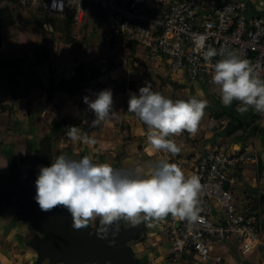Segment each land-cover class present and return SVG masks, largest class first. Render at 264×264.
Wrapping results in <instances>:
<instances>
[{
    "label": "built area",
    "instance_id": "built-area-1",
    "mask_svg": "<svg viewBox=\"0 0 264 264\" xmlns=\"http://www.w3.org/2000/svg\"><path fill=\"white\" fill-rule=\"evenodd\" d=\"M18 6L60 17L70 13L75 24L84 23L88 10L96 7L110 25L116 45L127 50L132 41L141 42L150 58L162 60L173 79L185 74L192 81L203 77L211 84L212 65L222 57L205 63L202 51L209 46L235 50L259 65L264 78V15L256 0H20ZM263 124L264 118L256 113L247 129L258 130ZM235 133L244 136L246 129ZM168 160L186 175H199L202 190L196 221L170 217L166 263L226 260L217 245L230 242V252L264 264V206L261 201L240 202L235 186L237 175L257 161L255 144L248 141L236 150L226 144L209 145L192 162Z\"/></svg>",
    "mask_w": 264,
    "mask_h": 264
},
{
    "label": "crops",
    "instance_id": "crops-1",
    "mask_svg": "<svg viewBox=\"0 0 264 264\" xmlns=\"http://www.w3.org/2000/svg\"><path fill=\"white\" fill-rule=\"evenodd\" d=\"M262 2L263 6L264 1ZM43 16L45 17V15ZM85 20L88 23L87 33L91 32V34L97 35L101 32L103 23L97 21L96 12L93 14L88 11ZM17 22L16 20L15 24L4 28L3 31L5 29L13 31ZM83 26V23L75 24L73 22V28L69 34L61 30L52 31L50 28L47 37L51 36V41H47L48 44L45 41L30 40L29 37L27 38V31L23 29L19 31L20 33H13L9 37L2 31L3 46L1 50L4 57H28L23 65L24 73L15 68L18 63L3 66V69L0 70V84L2 85L0 91L4 87L3 80H1L3 78L10 93V100L2 101V104L7 105L8 109L12 107V110L15 109L12 111L14 117H11L9 121L8 126L12 130L7 140L10 144L16 143V146L3 144V150L18 160L23 171H26L24 169L26 165L20 163V158L25 155V151L21 147L23 140L21 138L32 137V134L24 131L50 129L53 126L54 118L66 120L65 123H77L76 127L80 129L81 135L88 133L97 140L95 145L83 144L84 150H88L86 154L90 155L94 161L111 164V161L118 162L121 159L126 169H128L127 165H130L131 168L140 167L146 162H155L161 158L192 162L197 153L204 151L209 145L217 144L211 137L212 133H207L202 142L194 139L196 135L185 131L171 137L181 148L180 153L176 156L151 149L146 139L147 126L135 114L128 112L130 93L138 94L139 88L145 86V82L151 83L154 91L162 92V89L165 88L164 83L167 82V86L170 87L172 85L170 79L173 78L165 70L160 58H150L146 50L136 46L137 43H135L136 45L132 43L129 49L124 50L116 44L100 45L95 42L96 40L86 42ZM108 37L111 38V34ZM34 42L35 44H33ZM43 46L49 48V57L36 61L33 50L37 51ZM80 62L85 64L89 78L83 82L81 91L76 94L56 91L54 96L49 98L45 88L39 87L36 81H32V78H37V74L45 86L54 76L57 77V83L60 77H71ZM92 74L93 76H91ZM106 88L113 90V111L116 112V115L93 127L92 121L95 119V114L84 103L83 98L88 96L94 100L95 93ZM21 103L25 106V119L24 117L21 119L16 113V106H20ZM4 114H0V121L6 116ZM261 128L264 129V124ZM251 130L246 129L244 136H239L234 132L227 137L225 143L231 150L239 149L248 141L255 144L257 161L246 165L245 169L237 175V182L242 187L246 199L249 200H251L249 189H258L260 195L264 194V143L259 145L260 140H254L259 131L253 129L252 134ZM1 160L8 165L7 158ZM112 166L114 167V165ZM170 217L171 215L159 222L149 224L152 230L145 236L146 240L137 241L133 245L134 252L138 257L147 258L150 255L155 258V256L161 255L159 258L162 262L160 261L159 264H167L165 257L171 245L167 230ZM9 227L11 228L10 233L6 235L5 231ZM34 235L36 232L30 224L15 226L6 219L4 214L1 215L0 264H31L32 261H35L39 255L30 245Z\"/></svg>",
    "mask_w": 264,
    "mask_h": 264
},
{
    "label": "clouds",
    "instance_id": "clouds-1",
    "mask_svg": "<svg viewBox=\"0 0 264 264\" xmlns=\"http://www.w3.org/2000/svg\"><path fill=\"white\" fill-rule=\"evenodd\" d=\"M216 56L222 58L212 65L210 83L218 86L221 104L230 107L237 101L239 113L252 109L264 118V78L259 65H253L235 50L209 46L202 51L205 63ZM95 96L94 100L83 98L95 114L93 127L116 115L112 89H103ZM207 105L202 94L173 100L145 82L138 94L130 93L128 112L147 126L146 139L151 149L176 156L181 148L171 137L185 131L195 135ZM67 136L89 146L97 143L88 133L81 135L76 126L67 128ZM38 168L34 199L40 210L63 207L71 214L74 229L93 226L100 239L115 236L121 222L133 226L151 224L169 215L192 222L201 210L200 176L186 175L177 163L164 158L132 169H117L110 163L94 161L90 155L73 159L61 153L53 157L51 166ZM109 243L114 245L115 240Z\"/></svg>",
    "mask_w": 264,
    "mask_h": 264
},
{
    "label": "rangeland",
    "instance_id": "rangeland-1",
    "mask_svg": "<svg viewBox=\"0 0 264 264\" xmlns=\"http://www.w3.org/2000/svg\"><path fill=\"white\" fill-rule=\"evenodd\" d=\"M262 1H264V0H256V4L261 6L259 9L262 10L261 12L264 15V5L262 6V4H263ZM7 4H8V2H6V1L0 2V6L7 5ZM252 4H253V2H252ZM12 7H13V10L15 13L16 20L18 22L16 24V28H14L13 31H11V30L8 31L7 29H5L3 31V29H2L4 34L8 35V37L10 35H13V33H17V34L20 33L19 31L21 29H23L24 31H27V33H28L27 38L29 37L30 40L33 39L35 41L38 40L41 42L45 41L47 43V41L48 42L51 41V36L47 37V34L49 33L50 28L52 29V31L61 30V31L66 33V31L64 30V28H65V22L63 21L64 17H60L57 15H47L42 10L35 11L32 9H24L22 7L17 6L16 4H12ZM88 11L92 12L93 14L96 12L97 21H99L100 23H103V26L101 27V32L97 35L96 34L94 35L93 33L91 34V32L87 33L86 31H88L87 30V28H88L87 24L88 23H86L87 21L85 20L83 23L84 24L83 28L85 30V36H86V37H84V40H86V42L88 40L89 41L90 40H96L95 42H98L100 45H107V44L110 45V43L112 45H114L115 43H114L113 39L108 37L111 34V28H110L109 24L107 23L104 14L96 7L91 8ZM249 13L251 15L253 13V11H249ZM43 15H45V17ZM22 19H25V24L23 23ZM2 31H1V35H2ZM51 35H52V33H51ZM58 36H59V34H58ZM23 40H24V38H23ZM135 43H137V45ZM135 43L134 44L136 46L141 47L144 50H146V48L141 44V42H135ZM33 44H35V42ZM41 49H42V47L40 49H38L37 51H36V49L33 50V52H35V54H34L35 57L41 56ZM165 70L167 71V68ZM1 80H3L4 87H3V90L0 91V114L5 113L4 115H6V116L4 118H2L3 119L2 121H0V171L9 174L10 171H9L8 165H6L5 161L3 163V160H1V159L7 158V155H10L8 153H5V151L3 150V144H10V143H8L7 139L9 137V134L11 133L12 128L8 125H9V121H10L11 117H14V116H12V111H14L15 109L12 110L13 107L8 109L9 107L7 105L2 104V101L10 100V98H9L10 93L8 92L9 90L6 86L7 85L6 81L3 78H1ZM170 81L172 84L170 87L167 86V82L164 83L165 88L162 89L163 91L161 93L164 94L165 96H167L173 100H177V99H185L186 100L190 96L196 95L199 93V94H202V97L208 101V105L205 109V115L203 116V118L199 124V130L195 134L196 138H194V139L196 141H202L203 142L207 133H210V134L212 133L211 137L214 138V140L216 141L217 144H225L227 141V137L230 136V135H227L226 131H225V126L227 125V123L229 121V117L226 114L223 118L218 119L215 117V114H214V112L217 110H223L222 109L223 106H221V102H220V93H219L218 86L213 85V84H208L203 77H199L196 81H192L185 74H180L179 76H177V79H170ZM174 82L181 83L182 86L176 85V84H174ZM0 86H2V85L0 84ZM6 103H8V102H6ZM238 103L239 102H237V105H238ZM5 106L8 108H3ZM235 112L239 116L243 117L245 120H251L253 113H254V110L249 109V111H247L246 113L241 114L237 111V107H236ZM16 113L19 115V117L21 119H23V117L26 114L24 104L21 103L20 106L19 105L16 106ZM24 119H25V117H24ZM55 119L56 118H54V120ZM51 129L52 128L46 129V130H38L35 132V134L31 135L32 137H30V138L36 142L35 147L38 146V143L40 145L41 139L44 137V135H47L48 133H50ZM20 132H23V131H20ZM27 136H29V135L27 134ZM27 138H25V139L21 138V139H23L21 147L25 151V154H26V150H27L26 149L27 142H28ZM30 138H28V139H30ZM52 139H53V144H54V147H53L54 157L61 154V153L65 154V155H67L73 159H80L83 156L87 155L86 153L88 150H86V149L84 150L83 143L79 142V141L73 142L67 136V134H63L62 132H58L57 134H55L52 137ZM254 140L255 141L260 140L259 145H262V143H264V129L263 128L259 131L257 138L254 137ZM10 145H12L14 147V146H16V143L13 142ZM71 152H73V153L71 154ZM24 157H25V155H24ZM22 158H20V163L26 165V166H24V169H26V171H24L23 172L24 174L22 175L23 179L25 180V178L29 174V171L31 169H33V166L30 163H24L25 160L23 161ZM111 164L114 165V168H116L117 162L111 161ZM19 167H20V164H19ZM126 167L128 169H132L130 167V165H127ZM257 185L259 186L258 182H257ZM235 186L237 187V190H238L237 196L240 195V202L245 203L246 195L243 194L242 187H240L239 182H237L235 184ZM8 187L10 188L9 185H7V188ZM248 192L250 194L252 202L253 201L258 202L261 200V202H263V205H264V200L262 199V195H260V193L258 192V189H256V190L249 189ZM4 209H5L4 215H5L6 219L9 220V222H11L13 225H15V226L29 225L24 220L15 219L16 214L19 210L18 206L14 205V204L7 203L4 205ZM1 215H3V214H1ZM124 225L126 227L132 226L131 224H128V223H125ZM10 230H11V228L9 227L5 231V234L6 235L9 234ZM151 230L152 229H151L150 225L148 223H146V229H145V231L141 232V236L145 237L146 235L149 234V232ZM165 239L166 238L164 235V240ZM145 240H146V238L143 239L142 241H145ZM133 242L134 241L129 242L132 247L137 241H135L134 243ZM228 245H230L232 247V244L230 242L225 243V246H222L221 244L217 245V248L222 250L223 253H225L228 257L226 260H222V261L214 260L212 262V264H253L252 263L253 257L242 258V256H240L238 253H236L235 249H233V250H235V253L230 252L229 249L227 248ZM133 249H134V247H133ZM167 251H169V249ZM163 253H165V252H163ZM135 255H136V253H135ZM160 256L161 255H158V256H155V258H154V257L149 255V257H147V258L146 257H139V258L143 262H146L147 264H159L160 261L162 262V260H160V258H159ZM195 261H196V259H195ZM31 264H64V263L63 262L51 263V261L49 259L39 260V258H37V259H35V261H32Z\"/></svg>",
    "mask_w": 264,
    "mask_h": 264
},
{
    "label": "water",
    "instance_id": "water-1",
    "mask_svg": "<svg viewBox=\"0 0 264 264\" xmlns=\"http://www.w3.org/2000/svg\"><path fill=\"white\" fill-rule=\"evenodd\" d=\"M26 156L33 169L21 183L0 192V202L13 203L23 208L17 212L15 219L24 220L38 233L31 239L30 245L38 252L39 260L49 259L51 263L64 264H146L135 256L129 242L136 238L145 223L126 227L123 222L119 225V232L108 240L100 239L96 228L76 230L72 227L73 219L67 209L57 207L49 212L40 210L34 197L36 195L35 181L38 176V166H51L53 155V141L50 136H44L40 147L36 151L29 145ZM264 200V194L262 195ZM2 207L0 205V214ZM98 223L97 226L98 227ZM115 240V244H110Z\"/></svg>",
    "mask_w": 264,
    "mask_h": 264
},
{
    "label": "trees",
    "instance_id": "trees-1",
    "mask_svg": "<svg viewBox=\"0 0 264 264\" xmlns=\"http://www.w3.org/2000/svg\"><path fill=\"white\" fill-rule=\"evenodd\" d=\"M3 1L8 2V4L0 6V70L3 69L2 68L3 66L18 63L15 65L16 66L15 68H17V70H21V72L24 73V66L23 65H24V63L28 57H21V58L4 57L3 52L1 50L2 46H3V39H2L1 31H2V29L16 23V17H15V13H14L12 4H16L18 6V3L20 0H0V2H3ZM63 21L65 22L64 30L69 34L73 28L72 14L69 13L67 16H65ZM133 42L135 43L136 41H132L130 45H132ZM49 54H50L49 48L46 46H43L41 49V56L38 58L35 57V60L41 61L43 59H47L49 57ZM32 73L35 74V72H32ZM91 76H93V74ZM36 77L38 79L32 78V81H36V83L38 84L39 87L45 88V91L48 93L49 98H52L56 91H66V92L71 93V94H76V93L81 91L83 82L89 78L88 74L86 73V66L83 62H80L75 67L74 72H73L71 77H69V78L60 77L57 83H56V80H57L56 76L52 77L46 86L43 84L41 78L37 74H36ZM174 84L182 86L181 83L174 82ZM221 106H223V105L221 104ZM236 107H237V101H234L230 107L223 106V108H222L223 110H217L214 112L215 117L218 119L223 118L226 114L229 117V121H228L227 125L225 126V131H226L227 135L233 134L239 128L247 129L250 126V124L252 123V121L256 115V112L254 111L251 120H245L243 117L236 114V112H235ZM3 108H8V107L5 106ZM65 121L66 120L62 121V120L55 119L53 122L51 132L48 133L47 135H44V136H50L52 139V137L55 134H57L58 132H62L63 134H67V128L69 126H77V123H70V122L65 123ZM259 129L261 130L262 128H259ZM259 129H258V131H260ZM254 130H257V128H254ZM24 132H26L28 134H35L36 130L35 129L30 130L29 129L28 131H24ZM251 132L253 134V129L251 130ZM27 141L28 142H27L26 149L28 148L29 145L32 146L33 151H36L37 149H39V147H40L39 143H38V146L35 147L36 142L33 139L27 138ZM52 141H53V139H52ZM53 147H54V144H53ZM22 160L23 161L25 160L24 163H29V160L27 159L26 154H25V157L22 158ZM7 163H8V168H9L10 172L8 174V173H4V172L0 171V192L6 191L7 189L12 188L13 186L21 183L24 180L23 176H22L24 174L23 173L24 171L19 167L18 160L15 157H13L12 155H7ZM116 168L117 169H121V168L126 169L124 167L121 159L117 162ZM7 185H9L10 188L9 187L7 188ZM261 204L263 205V202H261ZM145 229H146V227H145ZM145 229L141 230L139 232L138 236L136 238L132 239L131 241L135 242V241H142L143 239H145L146 237L141 236V232L145 231Z\"/></svg>",
    "mask_w": 264,
    "mask_h": 264
},
{
    "label": "flooded vegetation",
    "instance_id": "flooded-vegetation-1",
    "mask_svg": "<svg viewBox=\"0 0 264 264\" xmlns=\"http://www.w3.org/2000/svg\"><path fill=\"white\" fill-rule=\"evenodd\" d=\"M31 170H32V169H31ZM31 170H30V171H31ZM30 171H29V172H30ZM7 190H8V189H7ZM13 199H14V200H13V203H11V204H14V205L18 206V205L16 204L17 197L14 196ZM5 204H7V203H2V202H0V205H1V207H2V212H1L2 214L5 213V209H4V205H5ZM18 207H19V206H18ZM28 208H29V207H23V208L19 207V210H18V211H20V210H22V209H28ZM0 215H1V214H0ZM97 223H98V222H97ZM35 232L38 233L36 230H35Z\"/></svg>",
    "mask_w": 264,
    "mask_h": 264
}]
</instances>
